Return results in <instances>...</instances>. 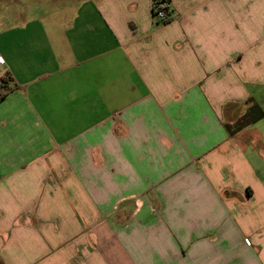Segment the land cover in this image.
Returning a JSON list of instances; mask_svg holds the SVG:
<instances>
[{
	"label": "crops",
	"instance_id": "obj_1",
	"mask_svg": "<svg viewBox=\"0 0 264 264\" xmlns=\"http://www.w3.org/2000/svg\"><path fill=\"white\" fill-rule=\"evenodd\" d=\"M1 1L0 263L264 264V0Z\"/></svg>",
	"mask_w": 264,
	"mask_h": 264
},
{
	"label": "rangeland",
	"instance_id": "obj_2",
	"mask_svg": "<svg viewBox=\"0 0 264 264\" xmlns=\"http://www.w3.org/2000/svg\"><path fill=\"white\" fill-rule=\"evenodd\" d=\"M29 5V8L34 12V26L39 24L38 22V16L43 13V12H50V11H57L59 9V5H58V0H33L32 2L29 1V3H27ZM20 4L17 3L16 0H4L1 1V9L4 11H8V10H14V9H19L18 6ZM54 20V19H51ZM57 20V19H56ZM5 21V19L3 20V22ZM11 21V19H10ZM5 28V25L2 24V26L0 25V30ZM16 32V30H9V31H5V35L9 36L8 41L10 43H8V47H10V45L14 42V39L16 37V34H14ZM20 36V35H17ZM1 264V263H0Z\"/></svg>",
	"mask_w": 264,
	"mask_h": 264
},
{
	"label": "built area",
	"instance_id": "obj_3",
	"mask_svg": "<svg viewBox=\"0 0 264 264\" xmlns=\"http://www.w3.org/2000/svg\"><path fill=\"white\" fill-rule=\"evenodd\" d=\"M159 7L155 8L154 16L158 19H164L168 16L167 8L169 6L168 0H158ZM3 62L2 57L0 56V64Z\"/></svg>",
	"mask_w": 264,
	"mask_h": 264
},
{
	"label": "trees",
	"instance_id": "obj_4",
	"mask_svg": "<svg viewBox=\"0 0 264 264\" xmlns=\"http://www.w3.org/2000/svg\"><path fill=\"white\" fill-rule=\"evenodd\" d=\"M156 7H159V4H158V0H152V12H153V15H154V12H155V8ZM163 21H167L168 20V16L165 17L164 19H161ZM7 83H8V78H2L1 79V83H0V87L5 90L7 89ZM3 93V92H2Z\"/></svg>",
	"mask_w": 264,
	"mask_h": 264
}]
</instances>
